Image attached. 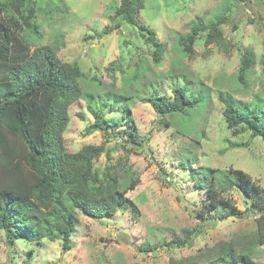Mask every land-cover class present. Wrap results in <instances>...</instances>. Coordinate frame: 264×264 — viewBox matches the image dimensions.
Instances as JSON below:
<instances>
[{
    "label": "rangeland",
    "instance_id": "1",
    "mask_svg": "<svg viewBox=\"0 0 264 264\" xmlns=\"http://www.w3.org/2000/svg\"><path fill=\"white\" fill-rule=\"evenodd\" d=\"M118 3L119 0H29L22 14L28 17L34 7L32 21L39 32L38 36L28 35L29 44L57 45L62 64L76 62L82 73L78 84L83 95L102 96L106 90L133 93L142 86L147 94L157 87L170 96L169 75L174 70L173 82L184 75L191 77L192 92L198 86L194 79L201 82L209 95L203 94L208 102L198 110H188L186 115L165 119L142 100V93L129 100L131 116L144 141L131 152L119 139L87 130L92 117L85 103L72 105L63 133L67 152L76 153L86 145H103L104 152L94 162V172L102 178L112 166L118 173L137 175L138 183L126 197L136 205L138 214L123 209L110 218L96 220L76 212L79 223L68 250H63L58 241L45 239L41 246L17 241L10 247L0 231V264H169L171 259L182 260L183 264H208L205 258L220 255L225 243L231 242L239 250L254 241V219L258 216L247 210L243 196L236 190L228 191L227 196L244 215L221 221L212 217L199 219L205 192L194 186L189 178L191 171L180 164V156L187 154L193 159L191 169H239L264 187V142L251 137L244 128L235 133L228 130L223 105L217 99L221 91H228L242 102H249L256 93L264 95L259 62L264 53V0H142L139 23L151 29L163 45L157 64L152 62V46L139 36L141 31L114 17ZM224 12L227 21L221 31L230 44L226 53L214 45L205 47L203 41L195 43L193 56H182L177 46L173 48L174 40L189 31L194 19L209 22ZM247 48L254 52L255 64L251 93L241 97L232 75L238 68L240 53ZM143 67L139 82L120 88L124 78L131 79ZM96 83L99 86H93ZM231 144L247 146L223 152ZM187 232L191 233L190 239L186 238ZM178 238L185 239L188 245L174 244ZM147 241L156 245L153 252L142 251ZM251 249L253 264H264V245Z\"/></svg>",
    "mask_w": 264,
    "mask_h": 264
},
{
    "label": "trees",
    "instance_id": "2",
    "mask_svg": "<svg viewBox=\"0 0 264 264\" xmlns=\"http://www.w3.org/2000/svg\"><path fill=\"white\" fill-rule=\"evenodd\" d=\"M28 3L29 0H0V231L10 247L17 241L41 246L45 239L58 241L63 250H68L79 223L76 212L96 220L110 218L123 209L138 214L136 205L126 197V193L137 185V175L118 173L112 166L102 178L94 172V162L104 152L103 145H86L76 153L67 152L63 133L70 119L69 108L78 101L84 102L92 117L87 130L101 131L107 137L119 139L126 151L131 152L144 141L131 116L129 100L142 93V100L158 116L171 119L186 115L188 110L204 107L208 98L206 101L203 94L209 95L195 79L198 86L192 92L189 87L193 84L191 77L184 75L177 78L178 82H173L174 70L169 75L170 96L157 87H152L147 94L142 86L133 93L106 90L102 96L83 95L78 84L82 73L76 62L62 64L57 57V45L30 46L28 35L38 36L39 32L32 21L34 7L29 10L28 17L22 14ZM142 7V0H119L114 17L119 23L141 31L139 36L145 44L152 46V62L157 64L161 61L163 45L151 29L139 23L137 16ZM226 16L224 12L209 22L194 19L189 31L174 40L173 48L177 46L182 56H193V46L197 41H203L205 47L214 45L226 53L230 44L221 31ZM119 23L115 26L119 27ZM259 62L260 74L264 76V53ZM254 64V52L244 49L232 75L237 86L235 90L241 97L251 93ZM144 70L145 67L131 79L124 78L120 88H130L139 82ZM217 99L223 105L222 116L228 130L235 133L244 128L251 137L264 142V95L256 93L249 102H242L228 91H221ZM77 116L83 119L81 113ZM241 146L247 145L231 144L223 152ZM187 156H180V164L191 171L189 178L194 186L205 192V201L201 202L197 214L201 221L210 217L221 221L244 215L227 196L230 190L238 191L247 210L258 216L254 219L255 238L249 246L238 250L233 243H225L220 255L205 260L208 264H253L251 248L264 245V187L239 169L218 170L202 166L191 169L193 159ZM190 237L191 233L187 232L186 238ZM179 242L188 245L185 239L179 238L173 243ZM142 245V251L146 253L156 249L150 241ZM169 264L183 263L171 259Z\"/></svg>",
    "mask_w": 264,
    "mask_h": 264
}]
</instances>
